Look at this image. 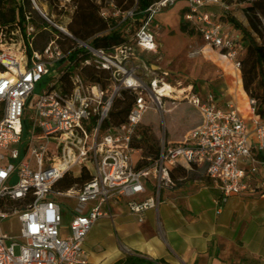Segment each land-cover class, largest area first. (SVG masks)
Instances as JSON below:
<instances>
[{"label": "built area", "instance_id": "obj_1", "mask_svg": "<svg viewBox=\"0 0 264 264\" xmlns=\"http://www.w3.org/2000/svg\"><path fill=\"white\" fill-rule=\"evenodd\" d=\"M30 1L57 31L36 47L40 30L27 13L22 26L0 27V264H88L83 244L97 220L112 219L114 206L123 202L143 221L144 212L158 208L160 191L172 185L169 169L176 165L204 170L220 191L218 211L230 196L251 188L262 164L252 148L264 151V119L256 114L255 100L247 99L245 111L235 102L220 106L213 93L200 97L192 85L176 89L165 80L167 72L147 79L146 64L134 57L133 46L157 52L154 16L177 0H158L141 13L135 7L120 11L110 1L115 11H100L108 28L95 36L119 28L126 41L105 49L76 39L66 24H56ZM186 1L183 19L204 46L225 52L238 70L239 38L201 11L217 5L225 12L229 6L221 0ZM58 8L72 13L74 6L58 0ZM67 41L70 48L63 46ZM90 70L102 72L101 81H93ZM126 90L135 93L133 104L121 125H111L114 100ZM167 100L195 108L201 123L184 140L163 143L155 159L144 158L132 145L139 139L137 127L148 110L167 112ZM135 155L146 163L137 167ZM82 172L89 176L82 184L56 188L65 174ZM10 216L19 224L14 235L1 229Z\"/></svg>", "mask_w": 264, "mask_h": 264}, {"label": "crops", "instance_id": "obj_2", "mask_svg": "<svg viewBox=\"0 0 264 264\" xmlns=\"http://www.w3.org/2000/svg\"><path fill=\"white\" fill-rule=\"evenodd\" d=\"M218 7L209 5L201 11L212 13L233 32V24L220 18ZM182 21L199 35L183 15ZM209 49L204 46L205 54L210 53ZM156 69L159 74L167 72L169 76L168 70H162L160 65ZM165 80L168 82V77ZM186 85H192L200 97L213 93L220 106L228 102L241 106L236 97L237 79L233 76L225 79L224 87L217 90L210 89L208 84ZM248 129L251 132L250 124ZM253 142L251 134L250 143L253 145ZM252 154L262 164L251 188L230 196L219 211L220 191L198 167H186L184 178L176 183L171 180L172 185L160 191L158 208L144 212L141 222L128 212L125 203L116 204L113 218L98 219L84 240L88 264H113L126 254L169 264H264V190L260 188L264 180V151L252 148ZM133 159L137 160V167L143 162L138 160V155ZM150 193L149 190L145 195ZM69 216L65 213L66 222Z\"/></svg>", "mask_w": 264, "mask_h": 264}, {"label": "trees", "instance_id": "obj_3", "mask_svg": "<svg viewBox=\"0 0 264 264\" xmlns=\"http://www.w3.org/2000/svg\"><path fill=\"white\" fill-rule=\"evenodd\" d=\"M74 6L72 13L69 15V22L66 23L68 31L80 41H90L94 48H108L111 45H119L126 41V37L122 34L121 29L109 30L107 33L101 36H95L108 28L107 19L101 16L100 11L102 9L103 1L98 4L96 0H70ZM113 2L114 6L120 11H127L132 8H136L139 13L143 12L147 7L157 2L158 0H109ZM225 5L229 6V9L223 12L220 16L221 19L230 21L235 29L241 32L239 38L243 45L242 57L239 59L240 68L236 70L234 68L233 77L237 79L238 89L237 91L243 97L247 99H254L256 102V114L264 119V0H237L239 3L245 4L242 8L246 24H239L229 16L230 4L228 0H221ZM49 7L54 9L58 8V0H46ZM186 10V8H185ZM184 10V11H185ZM25 13L29 16V23L38 28L39 35L45 37L44 44L49 40L51 32L57 30L53 29L46 20L38 16L41 24H38L29 11L25 10L24 0H0V27L7 26L14 28L16 26H22L25 24ZM180 30L183 33L192 35L193 30L189 29L187 24L183 21L180 22ZM42 44V45H44ZM71 41H67L63 46L70 48L72 46ZM212 51L214 49H211ZM219 55H211L206 53L209 59L217 61V59L227 60L225 52L215 50ZM77 53V50L71 53V56ZM93 81H101L103 73H96L94 70L89 72ZM95 74L97 75L95 76ZM135 93L131 90L122 92L121 97L116 98L113 103L112 112L110 116V124L114 126L121 125L133 104ZM239 101L241 98H237ZM182 102V101H180ZM241 102V101H240ZM182 104H185L184 102ZM189 106V105H188ZM191 107V106H190ZM241 108V106H239ZM192 114L196 115L197 121L187 131V134L197 128L201 123L200 115L198 111L192 107ZM165 113H170L169 111ZM146 120H142L141 123L146 127L157 128L153 123H146ZM186 134V135H187ZM166 140L165 145L174 143L175 141L167 140V131L165 133ZM178 142V141H176ZM132 145L135 148L140 149L144 158L155 159L159 152L160 147L157 145L156 140L148 134L147 129L143 130L138 140H134ZM258 158V157H256ZM146 162L143 161L138 167H141ZM195 168V166H192ZM177 171L176 173L174 171ZM169 175L173 183L178 182L186 176V170L180 165L173 166L169 169ZM88 175L83 172L78 175L65 174L60 181L56 184V188L59 190H67L76 183L82 184L88 179ZM113 264H169L164 260H153L138 254H126L123 258L119 259Z\"/></svg>", "mask_w": 264, "mask_h": 264}, {"label": "rangeland", "instance_id": "obj_4", "mask_svg": "<svg viewBox=\"0 0 264 264\" xmlns=\"http://www.w3.org/2000/svg\"><path fill=\"white\" fill-rule=\"evenodd\" d=\"M35 1L43 14L56 24L65 25L69 22L70 13L68 11L59 10L57 8L52 10L46 2L42 0ZM228 1L231 2L229 16L239 24H246L242 12V8L245 4L239 3L237 0ZM109 3V0L103 1L102 8L108 14H112L115 9L110 6ZM24 4L25 10L31 13L33 19L38 24H41L38 16L41 18L43 17L35 9L32 2L30 0H24ZM187 5L186 0H177L173 6L165 7L157 12L153 20V24L158 25V29H156L157 34L155 36L157 52H142L140 49L133 46L134 57L137 58V62L143 60L144 64H146L147 69L145 73L147 74V79L158 75L159 72L156 71V67L160 65L162 70H168V82L176 87V89L186 86L187 83H200L208 84L210 89L217 90L221 86L224 87L223 83L225 79L233 76L235 72L233 65L226 59H217L215 63L209 61L203 50L204 43L201 37L195 32L192 35H188L180 30V22L182 21V15ZM218 9V13L221 15L223 10L220 7H218ZM232 30V33L240 38L241 32L235 29L234 26ZM44 40L45 37L42 34L38 35L36 47L42 46ZM131 45H133L132 42ZM210 53L219 55L215 50H211ZM45 87L46 85L42 84L35 92L40 93V90ZM236 97L241 98V110L245 111L247 106L246 98L239 94V92H236ZM182 103L183 102L179 100L174 102L167 100L165 109L170 113H157L155 110H148L143 119L146 120V123H153L157 128L146 127V125L140 123L136 131L137 136L140 138L141 132L147 129L148 134L153 136L160 148L161 145L165 143L166 131L167 140L175 142L184 140L187 131L197 121V117L192 114L193 112H190L192 111V107ZM75 174H78L77 170H75ZM1 229L3 232L10 235L17 234L19 230L17 218L15 216H10L3 220L1 222Z\"/></svg>", "mask_w": 264, "mask_h": 264}, {"label": "bare ground", "instance_id": "obj_5", "mask_svg": "<svg viewBox=\"0 0 264 264\" xmlns=\"http://www.w3.org/2000/svg\"><path fill=\"white\" fill-rule=\"evenodd\" d=\"M168 89V88H167ZM169 89H171V88H169ZM166 93H168V90L166 91Z\"/></svg>", "mask_w": 264, "mask_h": 264}, {"label": "water", "instance_id": "obj_6", "mask_svg": "<svg viewBox=\"0 0 264 264\" xmlns=\"http://www.w3.org/2000/svg\"><path fill=\"white\" fill-rule=\"evenodd\" d=\"M40 13V12H39ZM41 14V13H40Z\"/></svg>", "mask_w": 264, "mask_h": 264}]
</instances>
